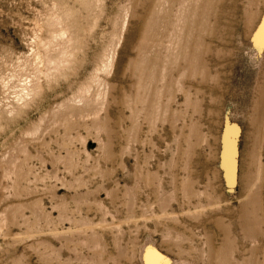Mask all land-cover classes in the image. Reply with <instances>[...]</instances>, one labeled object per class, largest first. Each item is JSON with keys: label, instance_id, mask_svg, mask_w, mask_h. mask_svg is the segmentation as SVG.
I'll return each instance as SVG.
<instances>
[{"label": "rangeland", "instance_id": "obj_1", "mask_svg": "<svg viewBox=\"0 0 264 264\" xmlns=\"http://www.w3.org/2000/svg\"><path fill=\"white\" fill-rule=\"evenodd\" d=\"M0 264H264V0H0Z\"/></svg>", "mask_w": 264, "mask_h": 264}]
</instances>
